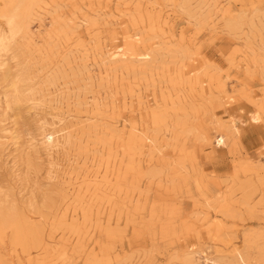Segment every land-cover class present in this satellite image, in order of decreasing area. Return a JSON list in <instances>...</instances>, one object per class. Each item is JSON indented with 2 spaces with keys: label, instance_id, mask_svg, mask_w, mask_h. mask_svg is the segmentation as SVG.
<instances>
[{
  "label": "rangeland",
  "instance_id": "rangeland-1",
  "mask_svg": "<svg viewBox=\"0 0 264 264\" xmlns=\"http://www.w3.org/2000/svg\"><path fill=\"white\" fill-rule=\"evenodd\" d=\"M12 10L0 264H264V0Z\"/></svg>",
  "mask_w": 264,
  "mask_h": 264
},
{
  "label": "bare ground",
  "instance_id": "bare-ground-1",
  "mask_svg": "<svg viewBox=\"0 0 264 264\" xmlns=\"http://www.w3.org/2000/svg\"><path fill=\"white\" fill-rule=\"evenodd\" d=\"M12 14L10 15H7V17L9 16V18H8V20H7V23H5V24H8V28H7V30H8V32L6 31V33L5 34H2V32H1V34H0V52L1 51H5L6 50V48L8 47V45H9V42H10V40H11V38H12V35H13V31L16 29V27L19 25V23L21 22V20L23 19V16H21L20 15V13H18V12H14L13 10H12ZM20 26H21V24H20ZM18 28V27H17ZM18 30V29H17ZM16 30V31H17ZM20 30V29H19ZM15 32V31H14ZM19 32V31H18ZM17 33V32H16ZM16 35V34H15ZM116 49H115V51H112L111 53H110V51H109V53H108V55H109V58L110 59H114L115 57H117V56H120L121 55V48L120 47H115ZM123 53V52H122ZM122 56H125V55H122ZM128 56V55H127ZM131 56V55H130ZM14 85H16L15 83H14ZM258 115V114H257ZM257 115H256V113H254V115H252L251 116V120L252 121H256L257 119H258V117H257ZM234 116H228V125H229V128L231 129V131L233 132V134H235V135H238V127H237V121H236V119L235 118H233ZM217 144L219 145V146H224L225 144H226V142H225V138H224V136L221 134L220 136H219V138L217 139ZM239 256V255H238ZM242 257V256H241ZM240 257V260L241 261H243V257L241 258ZM238 258V257H237ZM11 259V258H10ZM239 260V259H238ZM3 261H5V260H3ZM240 264H241V262H239ZM243 263V262H242Z\"/></svg>",
  "mask_w": 264,
  "mask_h": 264
}]
</instances>
